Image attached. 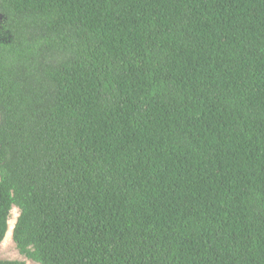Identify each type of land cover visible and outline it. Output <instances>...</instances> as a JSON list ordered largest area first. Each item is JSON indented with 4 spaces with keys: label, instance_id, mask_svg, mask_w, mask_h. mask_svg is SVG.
Segmentation results:
<instances>
[{
    "label": "trees",
    "instance_id": "trees-1",
    "mask_svg": "<svg viewBox=\"0 0 264 264\" xmlns=\"http://www.w3.org/2000/svg\"><path fill=\"white\" fill-rule=\"evenodd\" d=\"M0 15V243L16 207L37 264H264V0Z\"/></svg>",
    "mask_w": 264,
    "mask_h": 264
},
{
    "label": "rangeland",
    "instance_id": "rangeland-1",
    "mask_svg": "<svg viewBox=\"0 0 264 264\" xmlns=\"http://www.w3.org/2000/svg\"><path fill=\"white\" fill-rule=\"evenodd\" d=\"M8 38V33L4 30L3 28V19L2 16L0 15V41H5ZM18 209L16 207H12L10 211V215L8 218V228L7 230H12V227L16 221L17 215H18ZM12 226V227H11ZM11 227V228H10ZM0 259L2 260H20L24 261L25 264H37L36 262H33L25 256L21 255L15 244L12 241V238L7 235L5 239L0 243Z\"/></svg>",
    "mask_w": 264,
    "mask_h": 264
},
{
    "label": "bare ground",
    "instance_id": "bare-ground-1",
    "mask_svg": "<svg viewBox=\"0 0 264 264\" xmlns=\"http://www.w3.org/2000/svg\"><path fill=\"white\" fill-rule=\"evenodd\" d=\"M14 226V225H13ZM12 227V226H11ZM10 227V228H11ZM12 229H13V227H12ZM11 233H12V230L10 231V230H7V232H6V234H5V236H4V239H5V237L7 236V235H9L10 237H11Z\"/></svg>",
    "mask_w": 264,
    "mask_h": 264
},
{
    "label": "water",
    "instance_id": "water-1",
    "mask_svg": "<svg viewBox=\"0 0 264 264\" xmlns=\"http://www.w3.org/2000/svg\"><path fill=\"white\" fill-rule=\"evenodd\" d=\"M8 228V227H7Z\"/></svg>",
    "mask_w": 264,
    "mask_h": 264
}]
</instances>
